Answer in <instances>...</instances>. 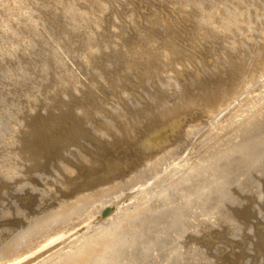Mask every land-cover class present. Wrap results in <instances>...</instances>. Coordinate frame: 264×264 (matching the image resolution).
<instances>
[{"label":"bare ground","instance_id":"1","mask_svg":"<svg viewBox=\"0 0 264 264\" xmlns=\"http://www.w3.org/2000/svg\"><path fill=\"white\" fill-rule=\"evenodd\" d=\"M0 264H264V0H0Z\"/></svg>","mask_w":264,"mask_h":264}]
</instances>
